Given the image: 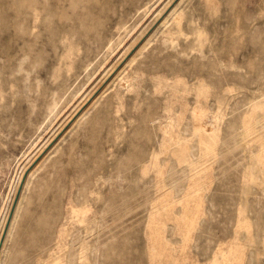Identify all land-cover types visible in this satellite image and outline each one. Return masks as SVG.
Returning <instances> with one entry per match:
<instances>
[{
    "label": "rangeland",
    "instance_id": "374dc122",
    "mask_svg": "<svg viewBox=\"0 0 264 264\" xmlns=\"http://www.w3.org/2000/svg\"><path fill=\"white\" fill-rule=\"evenodd\" d=\"M0 264H264V0H0Z\"/></svg>",
    "mask_w": 264,
    "mask_h": 264
}]
</instances>
